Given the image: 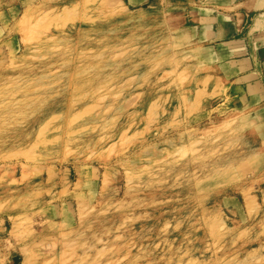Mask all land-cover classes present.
<instances>
[{"label":"rangeland","instance_id":"374dc122","mask_svg":"<svg viewBox=\"0 0 264 264\" xmlns=\"http://www.w3.org/2000/svg\"><path fill=\"white\" fill-rule=\"evenodd\" d=\"M194 1L0 0V264H264V121Z\"/></svg>","mask_w":264,"mask_h":264},{"label":"crops","instance_id":"0c3cea01","mask_svg":"<svg viewBox=\"0 0 264 264\" xmlns=\"http://www.w3.org/2000/svg\"><path fill=\"white\" fill-rule=\"evenodd\" d=\"M194 2L189 29L208 60L204 71L213 74L211 88L230 82L236 104L252 107L264 121V0Z\"/></svg>","mask_w":264,"mask_h":264}]
</instances>
